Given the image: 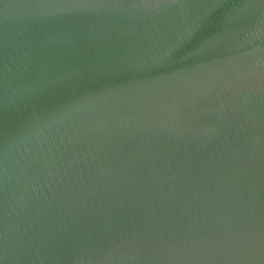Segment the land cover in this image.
<instances>
[{"label":"water","instance_id":"1","mask_svg":"<svg viewBox=\"0 0 264 264\" xmlns=\"http://www.w3.org/2000/svg\"><path fill=\"white\" fill-rule=\"evenodd\" d=\"M0 264H264V0H0Z\"/></svg>","mask_w":264,"mask_h":264}]
</instances>
